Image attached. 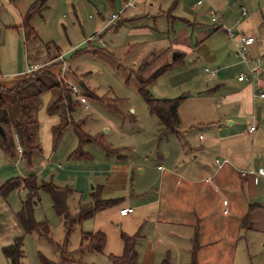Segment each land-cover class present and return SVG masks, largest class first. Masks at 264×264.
<instances>
[{
	"label": "rangeland",
	"instance_id": "1",
	"mask_svg": "<svg viewBox=\"0 0 264 264\" xmlns=\"http://www.w3.org/2000/svg\"><path fill=\"white\" fill-rule=\"evenodd\" d=\"M36 1L0 0V84L11 88L28 69L37 70L50 65V71L56 75L61 73L70 87L76 86L80 95L72 93L73 103L61 99L59 87H49L40 93L36 84L24 89L23 95L39 93L40 97L39 104L30 109L31 119L35 121L31 129V153L23 157V153L19 154L17 150L15 153L7 152L1 146L0 137V185L11 178L35 176L40 183L53 181L62 187L69 186L75 190L69 199L70 211L75 214L80 204L92 201L91 194L96 185L109 181L111 168L114 162L121 159L120 155L129 158L128 163H131V166L128 165L127 183L122 184V188L126 189L120 195L129 197L135 186L145 193L149 180L150 187H153L148 190L151 197L159 189L162 172L175 170V166L183 171L197 164L192 163L191 150L199 152L198 161L203 157L208 161L216 158L224 160L222 151L225 153V149L220 151L214 142L211 143L213 134L221 133L219 128H222L221 135L228 136L229 140H247L252 144L253 137L248 131L254 124L252 108L244 117L246 122L237 120L233 128L224 122L216 125L193 122L195 117L198 121L203 119L201 117L219 119L215 108L221 92L198 93L203 91L201 85L213 84L208 82L210 73L205 70L206 66L211 69L210 64L199 60L189 63V57L183 65L146 85L147 91L156 98L186 96L179 107L181 123L178 133H170L162 140L158 138L160 121L150 113L140 91L139 68L145 61L151 63L154 60V52L165 53L174 40L171 37L174 30L178 31L181 26L176 25L172 31L166 13L190 16V19L202 15L205 27L213 31L218 25L208 16L212 5L225 17V11L217 0H152L153 6L149 2L144 3L147 1L144 0L138 7L125 12L126 0H47L46 8L31 21L39 36L37 40L30 38L23 26V18ZM199 1L202 4H198ZM230 1L221 0V3L238 17L244 5L253 17L254 32L260 35L264 0H238L231 6ZM40 5L38 3L37 6ZM119 13L121 16L109 24L112 16ZM188 30L195 41L197 30ZM60 54L62 57L59 59ZM54 58L58 60L52 61ZM171 59L165 54L157 64H168ZM34 63H38L36 68ZM147 69V73L144 71L140 75L143 80L156 70L150 66ZM57 80L44 77L49 86ZM82 97L85 101L81 100ZM8 105L13 125V108ZM263 116L262 112L258 115L259 118ZM256 122L255 135L259 134V143L262 128ZM79 125L85 132L97 137L98 142L84 141L81 144L76 129ZM81 152L89 153L90 158ZM165 153H168V158ZM140 168L145 171L144 177L140 175ZM142 178L145 183L139 187ZM181 190L187 192L188 188L182 186ZM40 196L35 216L38 221L47 222L48 237L37 232L26 234L17 219L16 212L26 198L25 191L14 192L8 198L0 197V264H11L2 248L22 235L23 264H113L110 255H119L116 248L121 242L120 233L124 231L120 223L123 218H130L119 215L120 206H114L103 216L100 215L102 222L99 227L104 229L109 239L108 247L100 253L81 248V232L96 229L97 225L76 224L68 236L64 219L55 213L51 198L43 191ZM116 196L109 193L104 197ZM225 199L229 200L227 196L221 197L222 212L230 209L227 201L223 203ZM143 244V241L139 242V251ZM64 248L68 251L66 256L63 255Z\"/></svg>",
	"mask_w": 264,
	"mask_h": 264
},
{
	"label": "crops",
	"instance_id": "2",
	"mask_svg": "<svg viewBox=\"0 0 264 264\" xmlns=\"http://www.w3.org/2000/svg\"><path fill=\"white\" fill-rule=\"evenodd\" d=\"M217 1L225 11L224 22L233 31V38L219 24L213 31L208 30L203 23L202 15L190 19V16L171 15L167 12L168 25L171 26L172 31L176 25L181 26L176 27L178 31L174 30L171 36L174 40L165 53L162 55L153 53L157 59L152 62L150 68H159L162 65L157 62L165 54L173 59L175 52L184 53L186 61L190 57L189 63L199 60L203 64H210L211 69L206 66L205 70L210 73L207 76L208 82L213 84L201 85L203 91L198 93L201 95L203 92H221L215 108L219 119L201 117L203 119L198 121L195 117L193 122L201 125L206 123L216 125L224 122L233 128L237 120L246 122L244 117L252 108L254 124L250 125L249 129L257 123V120L258 127L261 124L262 128L260 140L258 143L259 134L255 135L257 127L253 133L249 132L253 137L252 144L247 140H229L228 136L221 135L222 128H219L218 131L221 133L215 132L211 143L214 142L220 151L225 149V153L222 151L224 160L216 158L208 161L203 157L198 161L199 152L191 150L192 163L197 162V164H192L183 171L176 169L175 166V170L162 172L158 181L159 189L151 197L148 195V190L153 187H150L149 180L148 190L145 193L138 191L135 186L129 197L120 195L126 189V187L122 188V184L127 183L131 163H128L129 158L126 159V156H119L121 159L114 162L109 181L94 188H101L103 197L109 193L117 195L105 198H123L121 203L115 206L116 208L120 206L118 212L121 217L130 218H123L120 223L124 230L120 233V239L123 232L132 235L141 231L143 238L139 242L143 241L144 244L141 251L137 247L139 264H160L166 257L170 258V264H264V177L252 172L264 167V116L258 117L259 113L264 114V98L257 95L258 89L264 92V15L261 18L263 22L260 23L262 32L258 35L252 28L253 17L249 15L244 5L238 17L232 9L223 6L221 0ZM237 1L231 0L229 5H234ZM146 2H149L150 6L154 5L152 0L144 3ZM243 8L246 9L247 15L243 14ZM208 16L210 17V13ZM187 28L193 32L197 30L195 41ZM243 34L255 37V41L248 44L250 56L253 59L263 60L259 71L254 74L249 72L253 63L243 62L239 52V40ZM58 56L60 59L62 54ZM56 60L58 59L54 58L52 61ZM44 67H48L50 71V65L40 69ZM38 70L39 68L31 71L28 69V72L22 73L23 78ZM50 73L56 77L62 75L53 74L51 71ZM242 73L247 75L248 80L238 79ZM164 155L168 158V153ZM85 157L90 158L89 155ZM205 162L213 166H208ZM140 175L141 177L145 175L143 168H140ZM144 183L145 180L142 178L139 187ZM182 186L188 188L187 192L181 190ZM222 196L229 198L228 201L226 199L223 201V203L227 201L226 205L230 206L227 212L221 211ZM113 207L102 210L91 219L84 221V224L87 223L91 227L97 225L96 229L85 232L103 231L104 229L99 227L102 222L100 215L103 216V213ZM124 208H133V212L123 214L121 210ZM232 215L236 216L231 217ZM106 236V247H108L107 233ZM116 249L120 252L116 254L123 253L122 239Z\"/></svg>",
	"mask_w": 264,
	"mask_h": 264
},
{
	"label": "trees",
	"instance_id": "3",
	"mask_svg": "<svg viewBox=\"0 0 264 264\" xmlns=\"http://www.w3.org/2000/svg\"><path fill=\"white\" fill-rule=\"evenodd\" d=\"M47 0H37L31 5L27 14L23 18V26L27 30V34L32 39H39L34 27L31 25L32 18L41 13L46 7ZM38 3L41 5L38 7ZM174 20H176L174 18ZM184 22H188L186 19L180 18ZM216 24V23H215ZM220 25V24H219ZM221 26V25H220ZM222 27V26H221ZM223 28V27H222ZM32 36V37H31ZM154 55V54H153ZM154 60L151 63L145 61L144 64L138 70V79L141 81V94L148 106L151 114L155 115L161 124V130L159 133V139L162 140L170 133H178L180 127L179 107L186 98L185 95H181L175 98H156L152 96L146 89V85L153 80L165 75L168 71L184 64L185 54L182 52H175L173 54L172 62L162 65L157 68L147 78L142 79L140 75L149 68L152 62L157 59L154 55ZM50 76L58 78L57 82L52 86H49L44 77ZM31 84L39 86L40 91L47 90L49 87H59L62 93L61 99L72 101V89L68 83L61 76H54L50 73L48 67L38 71H34L28 74L22 81L16 86L8 88L4 85H0V123L2 124L5 134L1 135V146L9 153H15L18 151L16 137L24 148L23 157L29 156L31 149V141L33 133L31 131L35 124V121L31 119L30 109L37 106L40 102L39 93H32L23 95L24 89ZM8 103L12 105L14 114V124L12 125L9 118ZM74 103V102H73ZM77 132L80 137V143L84 144V141L91 142L97 141V137L91 136L85 132L81 125L76 126ZM110 152L117 153V151L109 149ZM82 155H88V153L81 152ZM74 154V153H73ZM72 154V158H73ZM25 191L26 198L22 202V207L16 212V217L20 221L26 234L34 232L39 233L41 236H49V227L46 221H38L35 216V209L38 202L41 199L40 192H45L52 201V206L55 213L58 216L63 217L66 232L69 236L73 231L76 224H82L84 221L91 219L98 212L107 208L113 207L123 200V198H105L102 194V189L96 187L92 192V203L80 204L77 208V212L72 214L69 206V199L74 195L75 190L69 186H59L53 183V181H38L37 177L29 176L26 178H11L5 183L0 185V197L8 198L10 194L14 192ZM81 248L88 249L95 252H103L107 244V236L104 231L85 232L82 231ZM143 238L141 231L135 234L122 233L121 239L124 243V251L121 255H110L113 264H139V252L138 242ZM24 236L15 237L14 241L2 248L3 254L10 260L11 264H23L22 259L24 257ZM63 255L68 253L67 249H63ZM67 261L66 258L63 259ZM47 263V261H46ZM160 264H170V258L166 257Z\"/></svg>",
	"mask_w": 264,
	"mask_h": 264
},
{
	"label": "built area",
	"instance_id": "4",
	"mask_svg": "<svg viewBox=\"0 0 264 264\" xmlns=\"http://www.w3.org/2000/svg\"><path fill=\"white\" fill-rule=\"evenodd\" d=\"M142 1L143 0H126L125 4H124V7H123V12L125 10L138 7L139 3L142 2ZM199 3L201 4V1H199ZM209 13H210L212 22H214L216 24H220L225 30H227V32L230 35V37L233 38L234 33L229 27H227L225 25L223 15L216 8H214L213 6H212V8H211ZM243 14L247 15L246 9H244ZM120 16H121V13L114 14L112 16V18L108 21V23L111 24L115 19L119 18ZM254 41H255V37L254 36H249V35H246V34H243L240 37V40H239V52H240L242 61L247 63V64H249L251 62L253 63V65L250 66V69H249V72L251 74H254V73L258 72L259 69H260V66H261V64L263 62V60L261 58L253 59L250 56V53H249V50H248V44H250V43H252ZM33 66H34V68L37 67V65H33ZM29 71H31V70L29 69ZM238 79L240 81L248 80L247 75L245 73H242L238 77ZM72 92L76 96L80 95V93L78 92L76 87L72 88ZM257 95L264 98V92L262 90H260V89L257 90ZM81 100L85 101V98L82 97ZM255 130H256V126L254 125V126H251V128L249 129V132L253 133ZM16 140H17L16 142H17L18 152H19V154H22L23 153V148H22L17 136H16ZM252 172L257 174L258 176L264 177V167H261V168H259L257 170H253ZM243 174H245V173H243ZM131 212H133V208H124V209L121 210V213H123V214H128V213H131Z\"/></svg>",
	"mask_w": 264,
	"mask_h": 264
},
{
	"label": "water",
	"instance_id": "5",
	"mask_svg": "<svg viewBox=\"0 0 264 264\" xmlns=\"http://www.w3.org/2000/svg\"><path fill=\"white\" fill-rule=\"evenodd\" d=\"M0 134L1 135H4L5 134L4 128H3V126H2L1 123H0Z\"/></svg>",
	"mask_w": 264,
	"mask_h": 264
}]
</instances>
